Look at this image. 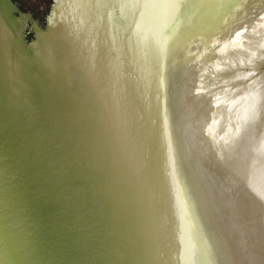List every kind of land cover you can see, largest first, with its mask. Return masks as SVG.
I'll return each instance as SVG.
<instances>
[{
    "label": "water",
    "instance_id": "1",
    "mask_svg": "<svg viewBox=\"0 0 264 264\" xmlns=\"http://www.w3.org/2000/svg\"><path fill=\"white\" fill-rule=\"evenodd\" d=\"M63 4L42 26L18 1L0 0V264H158L167 118L151 79L145 87L132 62L106 56ZM238 223L242 263L264 264Z\"/></svg>",
    "mask_w": 264,
    "mask_h": 264
},
{
    "label": "bare ground",
    "instance_id": "2",
    "mask_svg": "<svg viewBox=\"0 0 264 264\" xmlns=\"http://www.w3.org/2000/svg\"><path fill=\"white\" fill-rule=\"evenodd\" d=\"M127 1L129 6L124 28L117 24L116 16L126 4L125 0H85L82 5L80 0H63V6L68 11L75 12L81 22L89 25L90 31L92 28L91 35L98 47L101 46V51L106 52V56L112 54L118 63L119 59L120 61L124 60L122 61L124 64L132 62L134 73L143 83H146L145 87H148V84L144 80V76L151 79L162 119L167 118L164 126L168 134L166 135L165 132L164 135L169 138L170 157L173 156L177 165L174 164L173 178L171 169H169L170 161L166 154V147L163 146L165 136L161 132L160 152L165 165V178L163 179L164 183L160 186V194L164 189V196L161 195L163 198V200L161 198L163 204V206L161 204V208L165 209L167 218L166 231L162 232V228H159L163 237L160 238L159 256H155L157 263L199 264L198 255H200V264H217L216 255L186 182V172L179 152V143L185 147L186 154L188 153L190 158L194 157L197 162V181L211 196L213 208H215L221 224L231 232L232 220L217 201L218 193L228 204L231 213L237 214L246 223L248 233H252L256 240L257 248L262 246L264 251V74L252 80L251 85L238 98L229 113L221 118H217V116L211 118L207 115L204 111L205 104L200 99L194 128L198 143L202 145V148L197 141L188 137L190 124L188 107L186 108L184 103L188 85L186 84L182 88L179 97L173 102L170 96L169 69L172 64L176 38L182 34L181 32L188 26L186 22L191 21L193 16L200 13L202 17L208 12L216 10L226 0H215L213 3H210V0H142L138 6L132 0ZM163 13L171 16V19L163 49L159 55L152 47L155 46L154 35L152 36L149 30H144V28L140 31L137 30V26L145 20L161 19ZM130 28L131 32L125 34ZM202 40L203 38L196 41ZM190 64L191 60L186 63V72H188ZM118 68L121 70L119 66ZM142 71L143 76L140 75ZM166 80L168 86L165 84ZM142 86L144 87V85ZM140 88L137 87L135 90ZM238 104L247 106V110L239 116L237 124L233 126L231 123L236 116ZM216 119L219 121H215ZM193 150L195 153L192 152ZM220 175H224L223 184H219ZM151 183V179H148L152 208L156 218H159L158 213H161V208L158 207L157 196ZM233 242L237 258L242 262L234 238ZM261 254L264 259L263 252Z\"/></svg>",
    "mask_w": 264,
    "mask_h": 264
},
{
    "label": "rangeland",
    "instance_id": "3",
    "mask_svg": "<svg viewBox=\"0 0 264 264\" xmlns=\"http://www.w3.org/2000/svg\"><path fill=\"white\" fill-rule=\"evenodd\" d=\"M132 1L137 6L140 2L142 3V0ZM19 2H21L25 12L30 11L35 18L39 17L42 22L46 20L47 23L55 4L54 0H19ZM213 2L215 0H210V3ZM220 5L216 10L208 12L202 17L200 13L193 16L190 21L191 25H188L175 40L176 46L172 53V64L169 69V89L172 102L179 97L182 88L186 84L188 85L184 100L186 108L188 107L190 124L188 137L197 143L199 140L196 137L194 127L197 107L201 100L205 104L204 111L207 115L211 118L215 116L221 118L229 113L238 98L251 85L252 80L264 74V0H226ZM127 13L128 4H125L116 16V22L121 28L126 26ZM170 19L171 16L163 13L161 19L145 20L141 23L142 25L137 26V30L140 31L144 28V30H149L152 36L154 35L155 46L152 47L159 55L163 49ZM29 37L32 40V36ZM202 38V41H196ZM190 60L191 64L188 72H186V63ZM221 88L222 90H220ZM246 110L247 106L238 104L236 116L231 123L233 126L237 124L239 116L243 115ZM215 121L218 122L219 119ZM200 146L202 148V145ZM179 152L185 167L187 184L216 255L217 264H241L242 262L237 258L235 245H232L234 244L233 238L236 243L238 237L233 235L232 238L230 230L221 224L217 212L213 208L211 196L204 186L197 181V162L194 157L190 158L188 153L186 154L185 147L180 143ZM192 152L195 153L194 150ZM220 177L219 184H223L224 175H220ZM216 199L224 208L227 216L231 218V224L234 228L238 223L237 219L240 217L231 213V209L219 193ZM239 223L238 227L246 229L248 232L246 223L242 219H239ZM253 245H255L257 253L256 240L251 236L246 242V249H252ZM245 253L249 254V249ZM256 253L254 260L261 259V256L259 257V254ZM198 261L200 264V255H198Z\"/></svg>",
    "mask_w": 264,
    "mask_h": 264
},
{
    "label": "flooded vegetation",
    "instance_id": "4",
    "mask_svg": "<svg viewBox=\"0 0 264 264\" xmlns=\"http://www.w3.org/2000/svg\"><path fill=\"white\" fill-rule=\"evenodd\" d=\"M16 1H18L19 2V0H16ZM55 1V0H54ZM83 1H85V0H80V4L82 5V3H83ZM126 1V4H128V1L127 0H125ZM99 2V1H98ZM19 4H20V2H19ZM54 4V3H53ZM128 6H129V4H128ZM20 7H21V4H20ZM52 7V6H51ZM23 10V9H22ZM33 16H34V14H33ZM35 18V17H34ZM39 19V18H38ZM40 20V23H41V25L42 26H46L47 25V21L45 20V22L43 21H41V19H39ZM189 21L190 20H188L186 23H187V25H190V23H189ZM28 35L30 36H32V40L34 39V30H33V28H32V24H29V29H28Z\"/></svg>",
    "mask_w": 264,
    "mask_h": 264
},
{
    "label": "trees",
    "instance_id": "5",
    "mask_svg": "<svg viewBox=\"0 0 264 264\" xmlns=\"http://www.w3.org/2000/svg\"><path fill=\"white\" fill-rule=\"evenodd\" d=\"M20 4H21V2H20ZM21 8L23 9V7H22V4H21ZM39 18V17H38ZM30 37L28 36V40H31V39H29Z\"/></svg>",
    "mask_w": 264,
    "mask_h": 264
}]
</instances>
